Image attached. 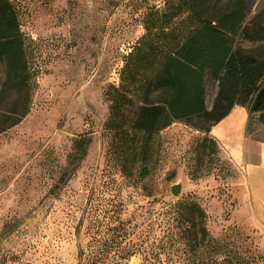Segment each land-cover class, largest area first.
Wrapping results in <instances>:
<instances>
[{"label":"rangeland","instance_id":"1","mask_svg":"<svg viewBox=\"0 0 264 264\" xmlns=\"http://www.w3.org/2000/svg\"><path fill=\"white\" fill-rule=\"evenodd\" d=\"M166 1L11 0L32 96L22 121L0 133V264H148L167 251L187 264L227 253L225 264H234L236 246L264 264V223L251 208L243 159L211 130L176 120L152 135L146 161L130 162L131 150V172L121 171L123 148L136 142L115 124L114 90L126 52L156 9L168 12ZM186 16L170 24L185 28ZM208 86L210 108L217 86ZM248 116L246 135L264 136L255 133L257 114ZM82 136L88 145L76 144ZM183 198L204 214L209 234L202 241L197 226L199 243L176 234L173 204ZM136 243L146 250L129 255Z\"/></svg>","mask_w":264,"mask_h":264},{"label":"trees","instance_id":"2","mask_svg":"<svg viewBox=\"0 0 264 264\" xmlns=\"http://www.w3.org/2000/svg\"><path fill=\"white\" fill-rule=\"evenodd\" d=\"M167 3L168 12L166 6L158 8L145 20L146 33L131 53L126 52L120 84L114 90L115 124L121 128L127 125L125 133L136 142L123 148L124 174L131 172L129 152L133 151L130 162L146 161L152 135L176 120L188 122L208 134L213 125L239 105L249 115L257 114L264 124V0L254 9V0H167ZM183 11H187V16L178 24L187 26L170 24ZM22 35L11 0H0V133L21 122L30 111L31 74ZM136 53L137 59L130 65ZM210 83L217 87L209 108L206 95ZM127 106L131 107V117ZM75 142L88 145L90 138L82 136ZM74 153L70 154L71 159ZM84 154L85 150L80 158ZM148 173L147 167L139 169L142 178ZM173 206L177 208L176 234L195 237L199 243V226L202 241L205 240L209 233L198 204L183 198L177 199ZM142 244H131L129 255L145 251L147 246ZM236 247L234 264H261L260 254L243 256L239 246ZM227 260V253H217L209 256L206 264H225ZM147 263L187 264V261L167 251L166 259L156 256Z\"/></svg>","mask_w":264,"mask_h":264},{"label":"crops","instance_id":"3","mask_svg":"<svg viewBox=\"0 0 264 264\" xmlns=\"http://www.w3.org/2000/svg\"><path fill=\"white\" fill-rule=\"evenodd\" d=\"M248 112L236 105L230 113L212 126L211 132L238 161L243 159L245 187L254 215L264 223V136L253 138L246 135ZM264 131V124L256 130Z\"/></svg>","mask_w":264,"mask_h":264},{"label":"water","instance_id":"4","mask_svg":"<svg viewBox=\"0 0 264 264\" xmlns=\"http://www.w3.org/2000/svg\"><path fill=\"white\" fill-rule=\"evenodd\" d=\"M171 192L173 195L178 196L182 192V185L180 183L173 184L171 186Z\"/></svg>","mask_w":264,"mask_h":264}]
</instances>
